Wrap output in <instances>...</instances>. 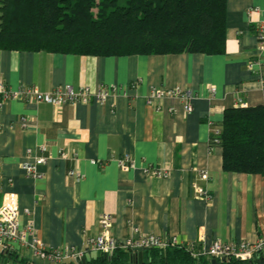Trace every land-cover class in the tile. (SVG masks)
<instances>
[{
	"label": "crops",
	"instance_id": "obj_1",
	"mask_svg": "<svg viewBox=\"0 0 264 264\" xmlns=\"http://www.w3.org/2000/svg\"><path fill=\"white\" fill-rule=\"evenodd\" d=\"M260 26L264 0H231L221 55L96 57L0 49V89L9 93L62 86L126 90L104 104L58 108L0 94V204L13 199L20 229L33 222L38 238L52 248H82L86 237L101 233L105 213L113 218L110 235L120 241L137 237L138 230L199 242L203 248L216 240L256 242L264 232V175L226 172L222 147L210 145L209 122L222 124L225 111L240 101L264 106ZM176 87L193 92L192 113L174 98L159 101L160 110L147 103L151 89ZM23 117L29 120L27 129ZM126 154L132 169L119 166ZM40 157L49 158L38 167L43 178H28L23 165ZM145 167L170 174L149 177ZM74 168L85 176L80 182L68 178ZM203 172L208 181L201 180ZM195 185L207 189L211 200L198 198ZM12 246L5 261L52 264L19 242ZM99 255L89 252L85 260Z\"/></svg>",
	"mask_w": 264,
	"mask_h": 264
},
{
	"label": "trees",
	"instance_id": "obj_2",
	"mask_svg": "<svg viewBox=\"0 0 264 264\" xmlns=\"http://www.w3.org/2000/svg\"><path fill=\"white\" fill-rule=\"evenodd\" d=\"M231 0H0V49L113 57L221 55ZM226 172L264 175V106L225 111ZM87 264H134L117 252ZM143 264H261L193 257L177 247L143 253Z\"/></svg>",
	"mask_w": 264,
	"mask_h": 264
},
{
	"label": "built area",
	"instance_id": "obj_3",
	"mask_svg": "<svg viewBox=\"0 0 264 264\" xmlns=\"http://www.w3.org/2000/svg\"><path fill=\"white\" fill-rule=\"evenodd\" d=\"M257 38L259 41V51H264V27L260 26L257 29ZM254 64H250L253 69ZM138 86L134 84L133 87ZM120 92L125 95L126 90L118 86L101 85L96 92H93L89 87L82 86L75 89L72 86L57 87L51 92H41L34 87H24L17 92L9 93L5 88L0 89V94H4L5 98H19V99H34L38 103H46L55 108L63 107L67 104H90L97 102L104 104L112 96ZM212 92H215L212 89ZM167 98H174L181 101L184 105L185 111L190 114L194 111L192 101L195 96L191 90L176 87L174 89L153 88L147 98V103L158 108L157 103ZM238 106L248 107L247 104L240 101ZM21 125L27 129L29 120L25 117L20 120ZM212 132L210 145L215 147L220 145V137L222 135V124H217L212 121L209 122ZM43 153L47 152L46 146H41ZM64 158L67 157L65 153L62 154ZM48 157H40L34 162L23 165V170L28 178L41 179L43 175L38 171V167L45 165ZM78 159V158H77ZM75 158V160H77ZM119 166L125 169H132L135 167L134 162L129 154H126L118 161ZM144 172L149 177L167 178L169 172L159 167H145ZM84 174L78 169L74 168L68 172V178L80 182L84 179ZM201 180L208 181L209 175L203 172L200 176ZM196 196L202 200L210 201L212 196L210 192L200 186L195 185ZM29 213V211H27ZM21 215L16 202L13 199H7L0 204V264H13L5 261L6 255L13 251V244L19 242L24 247H29L34 256L42 260L48 261L52 264H66L69 262H76L85 259L89 252H97L106 256H112L117 252H129L133 256L139 253H144L151 250H165L169 247H177L185 249L191 253L195 258L206 257L210 260H240V261H254L264 259V232L256 242H238L230 243L222 240H216L209 248L199 246V242L181 240L176 236L163 237L153 234H143L135 230L139 235L136 237L127 238L125 241H120L110 235V228L113 225L112 214L105 213L101 216L100 227L101 233L97 237H86L82 248L64 246L61 248H52L41 241L36 233V227L33 222L28 223L25 228L20 229Z\"/></svg>",
	"mask_w": 264,
	"mask_h": 264
},
{
	"label": "water",
	"instance_id": "obj_4",
	"mask_svg": "<svg viewBox=\"0 0 264 264\" xmlns=\"http://www.w3.org/2000/svg\"><path fill=\"white\" fill-rule=\"evenodd\" d=\"M144 255L143 253H139L137 256H136V260H135V264H143L144 263ZM222 261H225V260H222ZM213 263H216V260L213 261ZM80 264H87L86 260L83 259L80 261ZM261 264H264V263H261Z\"/></svg>",
	"mask_w": 264,
	"mask_h": 264
}]
</instances>
